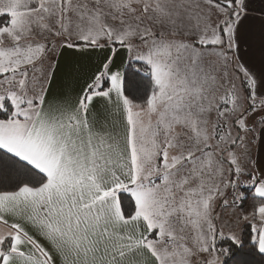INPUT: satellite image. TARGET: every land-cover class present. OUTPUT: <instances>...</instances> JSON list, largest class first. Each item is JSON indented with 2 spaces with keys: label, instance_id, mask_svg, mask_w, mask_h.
<instances>
[{
  "label": "snow or ice",
  "instance_id": "1",
  "mask_svg": "<svg viewBox=\"0 0 264 264\" xmlns=\"http://www.w3.org/2000/svg\"><path fill=\"white\" fill-rule=\"evenodd\" d=\"M233 257L264 260V0H0V264Z\"/></svg>",
  "mask_w": 264,
  "mask_h": 264
},
{
  "label": "crops",
  "instance_id": "2",
  "mask_svg": "<svg viewBox=\"0 0 264 264\" xmlns=\"http://www.w3.org/2000/svg\"><path fill=\"white\" fill-rule=\"evenodd\" d=\"M73 62L75 61H79V66L82 69L83 72H87L89 70V68L91 66H93L96 63V55L93 54L91 56H87L84 58H80V57H72L70 58ZM117 63H119V60L117 61Z\"/></svg>",
  "mask_w": 264,
  "mask_h": 264
},
{
  "label": "trees",
  "instance_id": "3",
  "mask_svg": "<svg viewBox=\"0 0 264 264\" xmlns=\"http://www.w3.org/2000/svg\"><path fill=\"white\" fill-rule=\"evenodd\" d=\"M250 210L249 208L246 207V211ZM236 257L230 258L229 259V264H236ZM253 264H264V260H261L259 257H256L253 261Z\"/></svg>",
  "mask_w": 264,
  "mask_h": 264
},
{
  "label": "rangeland",
  "instance_id": "4",
  "mask_svg": "<svg viewBox=\"0 0 264 264\" xmlns=\"http://www.w3.org/2000/svg\"><path fill=\"white\" fill-rule=\"evenodd\" d=\"M226 216H227V214H226Z\"/></svg>",
  "mask_w": 264,
  "mask_h": 264
}]
</instances>
